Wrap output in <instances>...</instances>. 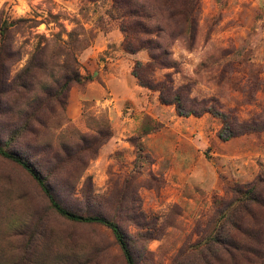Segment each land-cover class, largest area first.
<instances>
[{"label":"rangeland","instance_id":"1","mask_svg":"<svg viewBox=\"0 0 264 264\" xmlns=\"http://www.w3.org/2000/svg\"><path fill=\"white\" fill-rule=\"evenodd\" d=\"M25 19L32 22L0 35L5 71L22 85L0 96V142L13 150L8 140L17 122L43 88L54 86L60 59L53 42L22 72L37 45L60 35L79 75L93 84L72 86L65 112L47 119L37 138L19 140L17 149L45 171L53 164L46 149L74 147L80 136L94 142L98 150L82 174H75V163L62 169L59 202L80 215L114 220L130 238L137 264H175L180 251L199 241L214 198L264 177V131L223 141L211 114L181 117L161 104L132 75L135 62H148L150 53H127L120 27L133 32L135 48L162 29L159 41L175 68L155 70L154 81L169 75L190 99L240 122L264 120V0H0L1 25ZM0 264L125 261L108 228L57 215L35 181L0 157Z\"/></svg>","mask_w":264,"mask_h":264},{"label":"trees","instance_id":"2","mask_svg":"<svg viewBox=\"0 0 264 264\" xmlns=\"http://www.w3.org/2000/svg\"><path fill=\"white\" fill-rule=\"evenodd\" d=\"M129 14L134 15V12ZM28 22L32 20H19L9 25L4 22L0 24V35L4 36L13 26ZM120 28L125 35L123 47L127 53L134 54L140 48H145L150 53L148 62H135L132 75L138 86L157 92L161 104L174 106L177 115L181 117L211 114L220 121L218 137L223 141L264 131L263 119L240 122L232 112H224L213 104L190 99L186 94L188 92L186 87L173 86L169 75L160 82L154 81L152 73L155 70L175 68L170 52L159 41L162 29L155 32L156 39L148 40L141 47L135 48L130 39L133 32L125 23H122ZM143 30L145 33L148 32L144 27ZM44 40L46 44L41 46L40 43L35 47L22 74L31 70L37 56L47 51L49 43L53 42L55 57L60 59L56 65L59 76L53 87L42 89L41 98L32 99L29 110L12 130L8 141L13 145V150H7V146L0 142V157L17 164L35 181L57 215L73 223L105 226L114 236L125 264H137L130 238L114 220L100 215L77 214L66 209L58 200L57 190L63 187L59 180L62 169L67 163H75L77 168L75 174H82L86 168L84 162L92 158L98 150L94 142H88L80 136L74 147L63 145L60 151L51 150V153L46 149V155H49L53 164L45 171L17 149L19 140L28 134L32 135V138H37L40 129L46 128L47 119L65 112L67 93L72 86L93 81L92 77L79 75L77 60L69 49L68 42L62 41L60 35L52 36L51 40ZM2 42L3 38L0 40V96L18 93L19 87L22 86L18 84L19 78H10L5 71L7 59ZM44 67L43 63L38 64V68L45 69ZM213 207L208 222L199 232V241L180 251L174 263L180 264L182 260L181 264H264V177L257 176L243 185L234 184L226 190L223 198H214Z\"/></svg>","mask_w":264,"mask_h":264},{"label":"crops","instance_id":"3","mask_svg":"<svg viewBox=\"0 0 264 264\" xmlns=\"http://www.w3.org/2000/svg\"><path fill=\"white\" fill-rule=\"evenodd\" d=\"M103 80H104V79H103ZM91 84H93V82H92ZM102 89H103L104 93H105V92H106V90H107V89H105L104 87H103Z\"/></svg>","mask_w":264,"mask_h":264}]
</instances>
